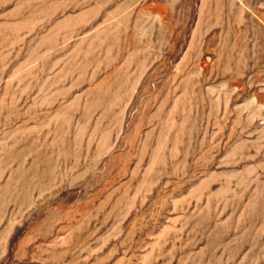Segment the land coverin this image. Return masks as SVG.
<instances>
[{
	"label": "rangeland",
	"instance_id": "1",
	"mask_svg": "<svg viewBox=\"0 0 264 264\" xmlns=\"http://www.w3.org/2000/svg\"><path fill=\"white\" fill-rule=\"evenodd\" d=\"M0 264H264V0H0Z\"/></svg>",
	"mask_w": 264,
	"mask_h": 264
}]
</instances>
